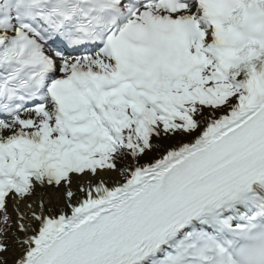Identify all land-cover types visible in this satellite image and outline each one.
Segmentation results:
<instances>
[{
  "label": "snow or ice",
  "instance_id": "1",
  "mask_svg": "<svg viewBox=\"0 0 264 264\" xmlns=\"http://www.w3.org/2000/svg\"><path fill=\"white\" fill-rule=\"evenodd\" d=\"M0 264H264V0H0Z\"/></svg>",
  "mask_w": 264,
  "mask_h": 264
}]
</instances>
